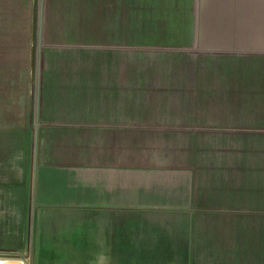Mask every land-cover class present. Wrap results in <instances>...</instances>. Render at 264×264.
I'll use <instances>...</instances> for the list:
<instances>
[{"label":"crops","instance_id":"1","mask_svg":"<svg viewBox=\"0 0 264 264\" xmlns=\"http://www.w3.org/2000/svg\"><path fill=\"white\" fill-rule=\"evenodd\" d=\"M34 2L0 0V45L30 39ZM48 3L44 42L94 52V98L0 107L4 227L14 213L22 227L29 205L49 216L83 213L100 229L116 226L119 212L127 225L128 213L158 207L164 195L169 206L187 205L199 161L192 167L165 149L237 148L239 195L254 196L238 205L239 225L253 227L250 243L262 245L253 258L263 260L264 0ZM150 99L162 102L145 106ZM214 162L200 160L211 176Z\"/></svg>","mask_w":264,"mask_h":264},{"label":"rangeland","instance_id":"2","mask_svg":"<svg viewBox=\"0 0 264 264\" xmlns=\"http://www.w3.org/2000/svg\"><path fill=\"white\" fill-rule=\"evenodd\" d=\"M48 2L35 0L32 4V36L28 41L0 45L5 47L0 51L2 108L35 106L40 12L39 106L51 104L53 100L58 103L62 97L76 102L79 98L87 101L94 98V52L80 51L76 47L47 46L44 42L42 33L47 27ZM139 96L134 93L135 106L142 102ZM157 102L162 99L144 103L145 106H156ZM5 118L12 120L14 117L7 115ZM238 150L165 149L164 154L176 161H188L192 167L196 164L194 161H199L197 172L189 178V188L194 194L182 196L187 205H181L180 198L175 206H169L173 203L172 196L164 195L161 198L164 201L158 207L135 211L133 217L128 213L127 225L122 224V212L113 222L116 226L100 229L93 226L92 218L81 216L83 213L49 216L42 211L31 213L29 205L22 227L17 213L8 228L4 227L5 221L0 220V254L21 256L28 264H264V259L253 258L255 254L260 256L262 248V245L256 247L250 243L253 227L248 221L246 226L244 222L239 225L238 205L253 202L254 196L249 195L248 190L245 196L239 195ZM246 151L248 153L249 149ZM211 154L219 161L214 162L213 176L200 163L201 157ZM260 154L264 156V149ZM222 160L230 161V165H223ZM184 167L185 164L175 169L180 171ZM239 235L242 240L245 236L246 244H239ZM239 247L245 249V260L239 259Z\"/></svg>","mask_w":264,"mask_h":264},{"label":"water","instance_id":"3","mask_svg":"<svg viewBox=\"0 0 264 264\" xmlns=\"http://www.w3.org/2000/svg\"><path fill=\"white\" fill-rule=\"evenodd\" d=\"M42 11V8L40 9ZM42 42H41V12H40V21H39V32H38V47H37V93H36V102L35 108H39L40 98H39V62H40V50H41Z\"/></svg>","mask_w":264,"mask_h":264},{"label":"bare ground","instance_id":"4","mask_svg":"<svg viewBox=\"0 0 264 264\" xmlns=\"http://www.w3.org/2000/svg\"><path fill=\"white\" fill-rule=\"evenodd\" d=\"M0 264H28V260L21 256L0 254Z\"/></svg>","mask_w":264,"mask_h":264}]
</instances>
